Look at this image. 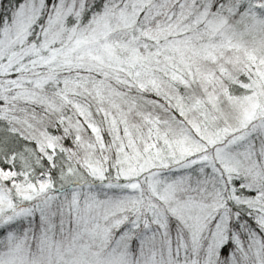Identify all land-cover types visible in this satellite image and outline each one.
<instances>
[{
    "label": "snow or ice",
    "instance_id": "1",
    "mask_svg": "<svg viewBox=\"0 0 264 264\" xmlns=\"http://www.w3.org/2000/svg\"><path fill=\"white\" fill-rule=\"evenodd\" d=\"M0 264H264V0H0Z\"/></svg>",
    "mask_w": 264,
    "mask_h": 264
}]
</instances>
